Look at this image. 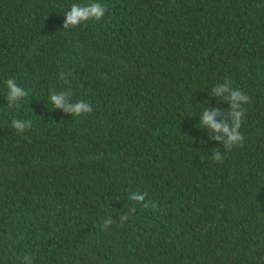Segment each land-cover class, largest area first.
<instances>
[{"label":"trees","instance_id":"trees-1","mask_svg":"<svg viewBox=\"0 0 264 264\" xmlns=\"http://www.w3.org/2000/svg\"><path fill=\"white\" fill-rule=\"evenodd\" d=\"M0 264H264V0H0Z\"/></svg>","mask_w":264,"mask_h":264},{"label":"clouds","instance_id":"clouds-1","mask_svg":"<svg viewBox=\"0 0 264 264\" xmlns=\"http://www.w3.org/2000/svg\"><path fill=\"white\" fill-rule=\"evenodd\" d=\"M106 14V8L97 2H92L88 6H80L78 4H73L71 10L66 12V20L64 23V29L72 28L78 26L82 21L86 22L88 20L101 21ZM8 89H10L9 100H15L17 98L27 95L25 90L16 84L15 78H9L6 81ZM230 89L228 87H221L215 90L216 95H221L222 92H228ZM57 108L64 109L65 112L74 113L76 116L90 115L93 112V107L85 102H78L76 104H68L64 94L56 95L53 94L51 97ZM231 103V116L233 117V126L229 127L227 123H217L215 117L217 115L216 111L206 110L203 113L202 122L207 125L210 129L215 132L222 133L223 135H217L216 140H223L224 136H227L226 146H243L244 136L239 131L242 123V116L244 109H240L241 102L244 104H249L251 102L250 97L245 94L242 90L236 89L232 90L230 96L228 97ZM240 109V110H238ZM12 127H14L19 133H24L26 130H30L32 127L31 121H20L13 120ZM213 160L217 163H223L224 158L220 155V152L217 150L212 157ZM147 193L143 195L137 193L131 198L137 202H144ZM149 206L156 208L157 204L153 201L143 203L144 208ZM127 220L126 216H121V221ZM112 223L111 220L106 222V227ZM27 259V257H26Z\"/></svg>","mask_w":264,"mask_h":264}]
</instances>
